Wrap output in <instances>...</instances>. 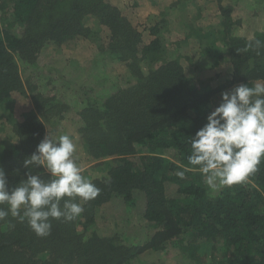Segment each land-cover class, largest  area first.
<instances>
[{
  "label": "trees",
  "instance_id": "1",
  "mask_svg": "<svg viewBox=\"0 0 264 264\" xmlns=\"http://www.w3.org/2000/svg\"><path fill=\"white\" fill-rule=\"evenodd\" d=\"M13 1L9 11L12 19L0 16L3 111L12 104V93L22 90L13 56L31 62L47 40L60 44L76 36H89L81 21L88 13L109 28L107 46H100L101 50L127 64L136 80L104 102L87 101L80 111L85 121L79 130L84 146L92 157L104 159L101 165L106 175L92 180L100 189L99 195L82 202L84 211L73 221L53 219L47 236H37L26 221L21 223L10 215L0 221V264H125L163 250L172 242L183 244L187 254L198 261L200 241H211L213 247L220 242L229 248L226 264H264V160L244 183L222 188L215 198L209 197L198 171L189 170L184 178L176 175L188 166V137L220 103L221 92L235 84L264 82V30L250 39L239 36L240 20L231 14L234 2L228 0L231 4L224 5L218 0L222 16L212 33L222 36L229 48L226 57L212 46L211 34L207 45L200 39L190 41L188 26L175 10L147 16L139 25L104 0ZM162 22H169L177 33L172 41L178 53L169 59L163 56L166 48L158 35ZM22 25L21 34L14 32ZM257 40L261 42L258 47ZM224 57L233 71L218 76L215 86L199 87L185 74L188 64L197 70H210ZM158 59L162 62L154 69L143 70ZM34 113L29 112L21 123L15 122L21 133L18 144L0 146V167L11 186L23 181L28 172L49 179L34 165L28 169L23 166L45 131L43 121ZM141 147L147 151L136 160L134 155ZM158 148L171 149L177 162L154 154ZM135 190L146 198L144 219L149 230L143 241L127 245L117 237L102 235L94 210L114 195L131 200ZM45 251L47 257L41 259L39 255Z\"/></svg>",
  "mask_w": 264,
  "mask_h": 264
},
{
  "label": "rangeland",
  "instance_id": "2",
  "mask_svg": "<svg viewBox=\"0 0 264 264\" xmlns=\"http://www.w3.org/2000/svg\"><path fill=\"white\" fill-rule=\"evenodd\" d=\"M104 1L122 15L129 17L133 24L139 25L143 24L147 16L158 15L161 11L175 10L188 26L190 41L200 39L203 45H207L209 43L207 37L211 34L212 46L220 49L223 56L227 57L229 48L222 42V36L212 33L222 16L218 0H199L196 3L193 0ZM231 2H234L231 14L241 23L236 30L239 36L250 39L264 30V0H232ZM13 3V0H0V16L4 15L6 19L11 20L9 11ZM222 4L231 3L223 0ZM81 21L90 31L89 36H76L60 44L47 40L31 62L13 56L22 90L12 93L13 102L7 109L4 111L0 109V146L14 147L21 141V133L18 132L15 122H23L29 112L33 111L44 123V135L49 132L56 137L68 134L73 138L77 145L75 153L77 164L82 169V174L92 181L105 176L106 170L102 169L101 165L104 159L92 157L79 135L80 128L85 124L80 111L86 107L87 101L104 102L107 96L116 95L136 79L127 64L116 60L113 54L101 50L100 46H107L108 26L89 13L85 14ZM158 29V35L166 48L163 56L167 59L173 58L178 53L172 41L177 33L169 22L160 23ZM23 30L22 25L20 30L14 32L21 34ZM244 50L249 49L245 47ZM226 57L218 63L222 66L219 72L213 71L215 68L197 70L193 64H188L184 66L185 74L193 78L199 87L215 86L218 76L231 74L233 71V66ZM160 62L162 60L158 59L156 63L148 65L143 70L154 69ZM236 85L238 84L226 90ZM48 117L51 118L50 122L47 121ZM145 151L147 149L141 147L134 158L138 160L141 152ZM153 153L177 162L171 149L158 148L154 149ZM221 189L214 194H210L208 189L209 197L215 198L220 194ZM145 202L144 193L138 190L133 191L131 200H125L120 195L112 196L109 201L94 210L98 229L102 235L117 237L127 245L143 241L149 230V224L144 219ZM77 231L82 232L81 228H77ZM199 243L198 261H194L187 254L183 244L172 242L163 250L155 251L149 256L132 258L125 264H226L229 248L220 242H216L214 247L211 241ZM47 254V251L42 252L39 257L45 259Z\"/></svg>",
  "mask_w": 264,
  "mask_h": 264
},
{
  "label": "clouds",
  "instance_id": "3",
  "mask_svg": "<svg viewBox=\"0 0 264 264\" xmlns=\"http://www.w3.org/2000/svg\"><path fill=\"white\" fill-rule=\"evenodd\" d=\"M260 46L259 40L255 41ZM252 45L250 44L249 47ZM188 166L177 171L184 178L189 170L198 171L214 194L224 187L244 183L264 160V82L240 83L220 94V103L206 116V122L188 137ZM77 145L68 134L58 137L47 132L35 151L23 161L46 172L27 173L11 186L0 167V221L10 215L37 236L51 232V221H73L84 211L83 203L95 199L100 189L82 174L75 153ZM83 202V203H82Z\"/></svg>",
  "mask_w": 264,
  "mask_h": 264
},
{
  "label": "crops",
  "instance_id": "4",
  "mask_svg": "<svg viewBox=\"0 0 264 264\" xmlns=\"http://www.w3.org/2000/svg\"><path fill=\"white\" fill-rule=\"evenodd\" d=\"M221 70H222V66L221 65H218L217 67H215V69L213 71L219 72Z\"/></svg>",
  "mask_w": 264,
  "mask_h": 264
}]
</instances>
